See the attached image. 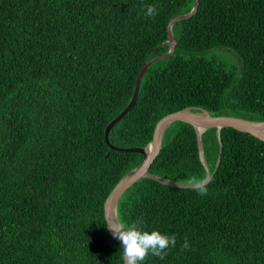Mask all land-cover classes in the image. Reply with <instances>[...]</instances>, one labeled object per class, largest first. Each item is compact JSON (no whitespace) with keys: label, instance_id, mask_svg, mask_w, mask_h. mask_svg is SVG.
I'll return each instance as SVG.
<instances>
[{"label":"trees","instance_id":"1","mask_svg":"<svg viewBox=\"0 0 264 264\" xmlns=\"http://www.w3.org/2000/svg\"><path fill=\"white\" fill-rule=\"evenodd\" d=\"M198 1L172 25L173 53L146 69L111 144L145 147L157 121L184 108L264 121V0ZM193 4L0 0V264H123L103 203L142 155L110 149L104 130L145 60L168 50L169 20ZM214 48L237 53L239 69L203 56ZM201 143L207 194L139 179L117 203L120 225L175 235L164 259L142 264H264V141L209 127ZM148 171L204 179L194 127L170 124Z\"/></svg>","mask_w":264,"mask_h":264},{"label":"water","instance_id":"2","mask_svg":"<svg viewBox=\"0 0 264 264\" xmlns=\"http://www.w3.org/2000/svg\"><path fill=\"white\" fill-rule=\"evenodd\" d=\"M198 3H199L198 0H194L193 7L191 8L189 12L176 15L169 20L167 24L168 38L166 42L169 43V48L167 52L151 57L148 60H145V62L142 64L137 74L133 94L131 96L130 101L122 109V111H120L119 114H117L113 119L109 121V123L105 127L104 140L110 149L117 150V151L135 152V153H139L142 155L141 162L134 168L127 171L117 181V183L113 186V188L111 189V191L108 193L107 197L104 200L103 213H104L105 223L111 234H112L111 227L118 228L120 226V222L117 217V203L120 197L133 183H135L139 179L149 178V179H154L160 183H163L169 186H174V187H179V188H193L190 183L172 181V180L157 176L155 174H152L148 171V168L150 167L151 163L154 161V159L156 158V156L158 155L161 149L164 131L173 122L183 121V122L189 123L190 125L194 127V130L196 132V137H197L199 157L204 166L205 173H206L204 179L207 180V183L209 182L211 178V173L204 159L202 143H201V135H199L197 131L198 127L204 128V131L209 127H216L217 133L222 127H232L236 130L247 132L253 135L254 137L264 141V130L260 128V125L264 124V121H254V120H249L246 118L233 116V115H212L205 109H199L196 111L193 108H184L178 111H174L160 118L154 127L153 136H152L151 141L145 147H135V146L118 147V146L111 144L109 141V132L112 129V127L132 108V106L136 102V99L139 94L141 78L144 72L146 71V69L153 62L167 58L173 53L175 44H176V38L174 37L172 30H171L172 25L179 20L192 16L198 7ZM116 240L118 241L123 251L122 242L117 238ZM123 264H124V259H123Z\"/></svg>","mask_w":264,"mask_h":264},{"label":"clouds","instance_id":"3","mask_svg":"<svg viewBox=\"0 0 264 264\" xmlns=\"http://www.w3.org/2000/svg\"><path fill=\"white\" fill-rule=\"evenodd\" d=\"M156 14L155 6H147V16L154 18ZM206 183V179L196 180L194 178L190 181L199 195L207 194ZM142 223L139 221L131 225L121 224L118 228L111 227L113 237L122 242L124 264H142L150 255L164 259L168 255L169 247H175V235L161 234L157 230L144 231L139 226ZM189 247V242L185 238L182 248L188 249Z\"/></svg>","mask_w":264,"mask_h":264},{"label":"rangeland","instance_id":"4","mask_svg":"<svg viewBox=\"0 0 264 264\" xmlns=\"http://www.w3.org/2000/svg\"><path fill=\"white\" fill-rule=\"evenodd\" d=\"M203 56L206 58L215 59L216 61L222 63L229 70H237L240 66V58L238 54L228 49L214 48L204 52Z\"/></svg>","mask_w":264,"mask_h":264},{"label":"bare ground","instance_id":"5","mask_svg":"<svg viewBox=\"0 0 264 264\" xmlns=\"http://www.w3.org/2000/svg\"><path fill=\"white\" fill-rule=\"evenodd\" d=\"M260 128H262L264 130V124H261ZM197 131H198V134L201 135L204 132V128L198 127Z\"/></svg>","mask_w":264,"mask_h":264}]
</instances>
